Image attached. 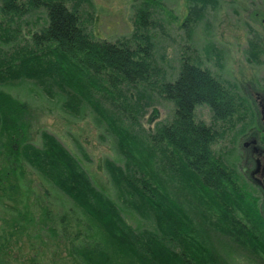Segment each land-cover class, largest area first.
<instances>
[{"label":"trees","instance_id":"trees-1","mask_svg":"<svg viewBox=\"0 0 264 264\" xmlns=\"http://www.w3.org/2000/svg\"><path fill=\"white\" fill-rule=\"evenodd\" d=\"M136 2L133 34L112 42L95 38L89 29L91 17L83 7L90 0H0V86L21 79L43 81L65 95L63 105L71 115L88 106L115 138L123 158L122 164L104 160V169L124 206L148 226H130L123 208L53 135L41 132L39 147L27 142L28 105L1 89L0 155L19 168L27 165L73 204L56 215L46 208L37 221L48 240L65 244L68 264H114L113 256L135 264H230L209 243L207 227L264 253L257 191L213 149L238 125L240 135L254 126L249 102L238 87L190 56L167 80L153 58L149 34L163 0ZM199 11L195 3L183 24ZM36 13L43 14V23L26 37L20 22ZM254 55L258 64L259 55ZM130 87L140 88L139 98L129 93ZM147 91L171 103L174 112L171 120L144 129L137 103ZM201 105L211 111L212 124L196 118ZM16 171L8 173L13 181ZM5 177L0 198L11 203L19 189L14 182L4 188ZM239 214L248 223L237 219ZM93 224L108 239L113 256L95 237Z\"/></svg>","mask_w":264,"mask_h":264},{"label":"rangeland","instance_id":"rangeland-1","mask_svg":"<svg viewBox=\"0 0 264 264\" xmlns=\"http://www.w3.org/2000/svg\"><path fill=\"white\" fill-rule=\"evenodd\" d=\"M137 3L136 0H90L83 8L91 17L89 29L94 37L112 42L130 37L134 32ZM195 3L196 9H200L199 14L192 15L190 22L184 25L188 11ZM37 17L39 21L36 22ZM43 17V14L36 13L23 18L24 24L20 22L22 34L27 37L28 30L31 33L37 30ZM149 26L152 55L167 80L177 76L182 58L190 56L218 78L238 87L249 102L256 117L254 126L240 135L241 126L238 125L213 149L252 186L249 169L248 175L243 174L245 157L250 150V147L245 149L244 143L252 139L248 137L257 138L264 129L259 106V103L264 105V0H163L162 7L155 8ZM255 53L259 55L258 64L253 61ZM0 89L27 103V142L39 147L41 132L53 135L80 161L94 184L123 208V217L130 226H148L119 199L103 161L122 164L123 158L116 149L115 138L88 106L84 105L79 115H71L63 105L65 95L57 86L43 81L21 79L2 84ZM137 90L140 88H129V93L136 99L139 98ZM141 96V101L136 103L141 113L138 121L144 129L171 120L174 112L171 103L150 91ZM195 115L206 124L213 123L207 106H197ZM13 170H17L14 181V177L8 175ZM4 177L7 181L4 188L14 182L19 193L16 201L11 203L0 198V264H68L70 258L65 244L48 240L46 228L37 221L43 218L42 212L46 208L56 215L64 206L73 204L50 184H45L27 165L19 168L0 155V179ZM255 178H259V173ZM46 190L48 197L45 196ZM256 191L258 211L264 216V197L258 189ZM1 194L0 191V197ZM78 214L82 215L81 212ZM237 219L248 223L240 214ZM92 226L95 237L112 255L113 248L100 227ZM47 229H52L49 223ZM206 230L211 246L230 264H264L263 252L245 249L213 227ZM113 260L114 264H135L130 258L123 260L113 256Z\"/></svg>","mask_w":264,"mask_h":264},{"label":"flooded vegetation","instance_id":"flooded-vegetation-1","mask_svg":"<svg viewBox=\"0 0 264 264\" xmlns=\"http://www.w3.org/2000/svg\"><path fill=\"white\" fill-rule=\"evenodd\" d=\"M262 105V103H259L260 108ZM248 138L252 139L244 143L245 149L248 150L250 147V150L245 157L243 174L248 175L249 169V182L264 197V129L259 132L257 138L254 136ZM256 173H259V178H255Z\"/></svg>","mask_w":264,"mask_h":264},{"label":"water","instance_id":"water-1","mask_svg":"<svg viewBox=\"0 0 264 264\" xmlns=\"http://www.w3.org/2000/svg\"><path fill=\"white\" fill-rule=\"evenodd\" d=\"M261 115H262V121L264 122V105H262L261 107Z\"/></svg>","mask_w":264,"mask_h":264}]
</instances>
